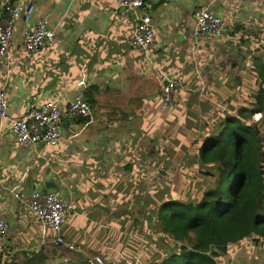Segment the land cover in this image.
<instances>
[{
    "label": "crops",
    "instance_id": "1",
    "mask_svg": "<svg viewBox=\"0 0 264 264\" xmlns=\"http://www.w3.org/2000/svg\"><path fill=\"white\" fill-rule=\"evenodd\" d=\"M18 1L0 0V10ZM28 1L35 18L56 29V39L29 57L21 49L27 25L20 21L9 66L0 58V91L9 97L0 131V217L9 232L0 262L52 247L26 205L38 189L73 203L62 235L79 257L97 254L107 264L161 260L159 189L180 188L173 181L180 178H202L197 189H207L202 173L213 166L201 162V146L259 90L264 0H152L156 37L145 51L132 46L130 21L115 26L113 0ZM199 9L223 19L221 38L194 37ZM168 79L179 83L171 111L161 99ZM83 80L86 99L94 101L88 118L65 119L57 146L16 143L12 119L47 102L66 105Z\"/></svg>",
    "mask_w": 264,
    "mask_h": 264
},
{
    "label": "trees",
    "instance_id": "2",
    "mask_svg": "<svg viewBox=\"0 0 264 264\" xmlns=\"http://www.w3.org/2000/svg\"><path fill=\"white\" fill-rule=\"evenodd\" d=\"M257 74L260 87L252 103L228 116L200 148L201 162L213 166L202 175L214 179L215 187L199 199H172L158 208L160 231L180 246L148 264H218L217 251L254 235L264 239V62L257 64ZM47 252H24L20 261L6 264H89L85 257L52 258Z\"/></svg>",
    "mask_w": 264,
    "mask_h": 264
},
{
    "label": "built area",
    "instance_id": "3",
    "mask_svg": "<svg viewBox=\"0 0 264 264\" xmlns=\"http://www.w3.org/2000/svg\"><path fill=\"white\" fill-rule=\"evenodd\" d=\"M152 0H113L116 8L115 26L131 22L130 42L133 47L148 50L156 37L155 26L150 10ZM36 7L28 0L17 3L7 2L0 10V58L4 67L17 51L16 32L18 24L27 25L21 38V49L29 57L36 55L43 48L54 43L56 29L48 19H36ZM193 35L195 38L219 39L224 32V21L208 9H199L194 13ZM176 79H168L161 90L164 107L171 111L176 104ZM86 81L78 83L81 89L77 96L66 105L47 102L25 115L12 119V133L16 143L24 148L36 144L54 147L63 139V123L86 119L91 114V104L86 99L88 88ZM9 118V97L4 88L0 91V131L5 120ZM44 233L42 241L58 250L77 253L75 245L68 243L62 230L68 217L74 212V205L66 198L45 190H35L26 203ZM9 225L0 217V252L6 248ZM89 264H105L104 258L93 255L88 258Z\"/></svg>",
    "mask_w": 264,
    "mask_h": 264
},
{
    "label": "rangeland",
    "instance_id": "4",
    "mask_svg": "<svg viewBox=\"0 0 264 264\" xmlns=\"http://www.w3.org/2000/svg\"><path fill=\"white\" fill-rule=\"evenodd\" d=\"M259 117L261 118L260 115H255L253 117V121L257 122L256 119H258ZM203 179L208 184V187H206L207 189H212L215 187L216 181L213 184L214 179L211 180L212 182L208 181L205 178ZM173 181L175 182V185L179 183L178 187L180 188H176V187L174 189H159L158 188L159 189L158 208H160V206L165 201L172 200V199H179L180 201H184V202H187L192 197L199 199L202 196V193L207 190V189H197V184L198 182L199 183L202 182V178H198V179H181L180 178V179H174ZM186 184H188L189 187L191 188L186 189L187 187L185 186ZM158 230H159V234H158L159 253L157 257L158 259L162 260L165 258L167 254H169L168 252L165 251L167 250V248L168 250L174 251L177 246H180V243L178 244L177 242H175V240L171 236L166 235L163 232H161L159 227H158ZM251 239H260V240L251 241ZM47 253L52 258L60 256V257L68 259V258H71L73 255L76 257H79L77 253L67 251L64 249L58 250L53 247H48ZM217 253H219L220 255V257L218 258V264H231V262H227L228 259L232 260V264H264V239H261L260 237L254 235V236L248 237L247 239L243 241L230 244L229 247L226 249V251L224 252L217 251ZM235 255L237 257H235ZM150 258L151 256L147 255V260H149ZM21 259H22L21 255H18L16 258H12L10 261L6 263L13 262V261H20ZM54 261L57 262L58 259L54 258ZM0 264H3V262H0Z\"/></svg>",
    "mask_w": 264,
    "mask_h": 264
},
{
    "label": "water",
    "instance_id": "5",
    "mask_svg": "<svg viewBox=\"0 0 264 264\" xmlns=\"http://www.w3.org/2000/svg\"><path fill=\"white\" fill-rule=\"evenodd\" d=\"M67 122V121H66ZM50 186H51V184L50 183H47V188L49 189L50 188ZM53 186V185H52Z\"/></svg>",
    "mask_w": 264,
    "mask_h": 264
}]
</instances>
